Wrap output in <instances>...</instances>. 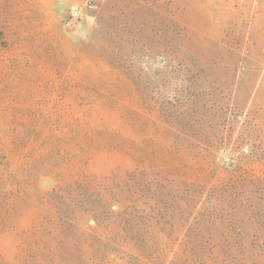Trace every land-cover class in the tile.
<instances>
[{
    "label": "rangeland",
    "instance_id": "rangeland-1",
    "mask_svg": "<svg viewBox=\"0 0 264 264\" xmlns=\"http://www.w3.org/2000/svg\"><path fill=\"white\" fill-rule=\"evenodd\" d=\"M0 264H264V0H0Z\"/></svg>",
    "mask_w": 264,
    "mask_h": 264
}]
</instances>
